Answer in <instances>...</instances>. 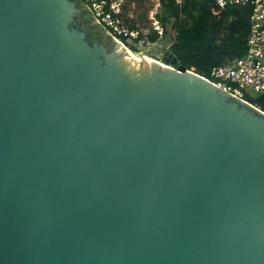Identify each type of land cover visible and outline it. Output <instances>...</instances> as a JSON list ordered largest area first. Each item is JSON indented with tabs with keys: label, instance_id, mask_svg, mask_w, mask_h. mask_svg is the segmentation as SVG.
I'll list each match as a JSON object with an SVG mask.
<instances>
[{
	"label": "water",
	"instance_id": "obj_1",
	"mask_svg": "<svg viewBox=\"0 0 264 264\" xmlns=\"http://www.w3.org/2000/svg\"><path fill=\"white\" fill-rule=\"evenodd\" d=\"M102 29L0 0V264H264V114Z\"/></svg>",
	"mask_w": 264,
	"mask_h": 264
},
{
	"label": "trees",
	"instance_id": "obj_2",
	"mask_svg": "<svg viewBox=\"0 0 264 264\" xmlns=\"http://www.w3.org/2000/svg\"><path fill=\"white\" fill-rule=\"evenodd\" d=\"M79 1L85 5L84 0ZM161 5L163 12L157 19L165 30L169 53L189 70L209 78L214 67L246 54L251 29L250 6H230L220 10L214 0H161ZM136 13L135 17H128L123 12L120 16L132 29L150 30V24L138 26L140 20ZM145 37L150 44L158 43L160 39L156 31L150 30L147 35L142 32L135 43L139 44ZM99 40L100 37L94 41ZM124 42L129 45L127 39ZM247 101L264 111V95L247 98Z\"/></svg>",
	"mask_w": 264,
	"mask_h": 264
},
{
	"label": "built area",
	"instance_id": "obj_3",
	"mask_svg": "<svg viewBox=\"0 0 264 264\" xmlns=\"http://www.w3.org/2000/svg\"><path fill=\"white\" fill-rule=\"evenodd\" d=\"M84 3L95 23L113 36V39L122 46L126 45L128 51H130V46L125 44L124 39H127L128 42H135L142 32L145 35L150 33V30L147 29H132L125 22L120 16L122 13L121 1L84 0ZM214 3L220 10H225L230 6H250L252 8L246 54L214 67L210 72V77H204L224 92L249 103L247 98L252 97V91L255 94L264 95V0H214ZM153 21L156 23L154 30L160 37H163L165 30L160 25L161 23L158 20ZM138 45H150L148 38L140 40ZM169 48L168 46V50ZM256 108L264 114V111Z\"/></svg>",
	"mask_w": 264,
	"mask_h": 264
},
{
	"label": "rangeland",
	"instance_id": "obj_4",
	"mask_svg": "<svg viewBox=\"0 0 264 264\" xmlns=\"http://www.w3.org/2000/svg\"><path fill=\"white\" fill-rule=\"evenodd\" d=\"M136 10H137V16H138V24L140 25V27H144L147 24H150V30L155 31L154 29V25L156 26L155 21H152L153 18L152 16L154 15V17L156 18V14H161L163 12V8L162 5L160 3V0H143V1H138L136 4ZM89 19L90 22L93 23L95 26L99 27L102 29V27H100L99 25H97L95 23V21L93 20L91 14L89 13ZM161 25V24H160ZM107 35H109L107 33V31H105L104 29H102ZM114 40V39H113ZM114 42V41H113ZM168 41L165 40L164 36L160 37L157 45L154 47L153 50L151 51H145V50H137L134 51L131 48L129 49L133 54L135 55H143V56H147V58L152 59V61L155 60V56L157 55H161L163 58H167L169 57L171 54L169 53L168 50ZM150 46V45H149ZM123 48H125L126 50V45L122 46ZM144 47V46H143ZM253 99H256L258 97H260V94H255L253 91L251 92Z\"/></svg>",
	"mask_w": 264,
	"mask_h": 264
},
{
	"label": "crops",
	"instance_id": "obj_5",
	"mask_svg": "<svg viewBox=\"0 0 264 264\" xmlns=\"http://www.w3.org/2000/svg\"><path fill=\"white\" fill-rule=\"evenodd\" d=\"M117 1H121L122 3L121 9L124 14H126L128 17H135V13L137 12V10L135 9L136 7L135 4L138 2V0H117ZM160 3H161V0H160ZM157 15L158 14H156V18L154 17V15L152 16L153 20H158ZM138 26L140 25L138 24Z\"/></svg>",
	"mask_w": 264,
	"mask_h": 264
},
{
	"label": "bare ground",
	"instance_id": "obj_6",
	"mask_svg": "<svg viewBox=\"0 0 264 264\" xmlns=\"http://www.w3.org/2000/svg\"><path fill=\"white\" fill-rule=\"evenodd\" d=\"M125 49V48H124ZM127 52H129V53H132L131 51H128V50H126ZM133 54V53H132ZM147 62H150V63H154V61H152V59H149V58H147Z\"/></svg>",
	"mask_w": 264,
	"mask_h": 264
},
{
	"label": "flooded vegetation",
	"instance_id": "obj_7",
	"mask_svg": "<svg viewBox=\"0 0 264 264\" xmlns=\"http://www.w3.org/2000/svg\"><path fill=\"white\" fill-rule=\"evenodd\" d=\"M108 44V43H107Z\"/></svg>",
	"mask_w": 264,
	"mask_h": 264
}]
</instances>
